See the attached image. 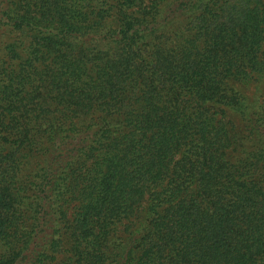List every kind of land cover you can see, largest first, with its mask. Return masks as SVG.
Listing matches in <instances>:
<instances>
[{
	"label": "trees",
	"instance_id": "trees-1",
	"mask_svg": "<svg viewBox=\"0 0 264 264\" xmlns=\"http://www.w3.org/2000/svg\"><path fill=\"white\" fill-rule=\"evenodd\" d=\"M0 264H264V0H0Z\"/></svg>",
	"mask_w": 264,
	"mask_h": 264
}]
</instances>
